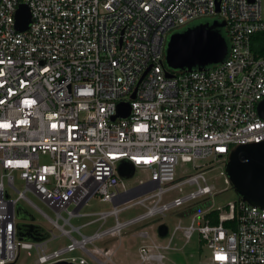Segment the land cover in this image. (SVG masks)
<instances>
[{
	"label": "built area",
	"instance_id": "obj_1",
	"mask_svg": "<svg viewBox=\"0 0 264 264\" xmlns=\"http://www.w3.org/2000/svg\"><path fill=\"white\" fill-rule=\"evenodd\" d=\"M23 4L30 22L19 31L15 15ZM207 17L226 23L225 60L205 70L168 69L169 33ZM261 34L264 0H0V264H15L32 250L35 264H87L83 256L96 252L87 245L107 232L86 236L84 228L115 218L119 229L210 199L216 190L206 177L211 163L225 167L237 146L264 142ZM120 103L130 114L113 120ZM41 157L50 163L41 164ZM180 163L195 173L178 179ZM126 165L134 174L147 172L139 190L157 187L109 211L81 213L92 199L113 204L134 188L118 174ZM220 175L230 185L225 172ZM20 201L47 225L36 223ZM137 206L145 213L118 221L119 213ZM212 210L216 225L205 218ZM86 217L95 218L71 224ZM189 221L174 226L168 247L176 232L186 243L197 234L209 251L200 264H264V209L237 197L224 209L211 203ZM30 227L44 238L31 239ZM60 237L67 244L49 251L48 243Z\"/></svg>",
	"mask_w": 264,
	"mask_h": 264
},
{
	"label": "rangeland",
	"instance_id": "obj_2",
	"mask_svg": "<svg viewBox=\"0 0 264 264\" xmlns=\"http://www.w3.org/2000/svg\"><path fill=\"white\" fill-rule=\"evenodd\" d=\"M217 17L198 18L181 29L194 26L200 23H212ZM172 33V32H171ZM169 33V35L171 34ZM41 164H49L50 160L47 157H41L39 159ZM224 172V165L222 161H215L211 163V168L207 172L206 177L210 185H214L215 192L210 197V201L214 208L224 209L227 204L233 203L237 199V194L230 185H225L223 180L224 176L220 175V172ZM1 173V170H0ZM195 171L192 169L190 163H180L176 168V177L183 179ZM15 188L18 191H24V183L19 180L18 174H14ZM148 178L147 172L137 169L134 176L126 180V185L130 189L135 187L139 181H145ZM185 189H187L185 187ZM10 196L15 199L18 194L12 189L7 188ZM176 193H173L169 197L164 198L162 203H166L171 197H174ZM25 197L30 200L35 206H37L42 212L53 218V213L42 203H40L31 193L26 192ZM19 207L25 209L29 216L34 219L36 223H40L44 226L47 222L31 207L27 206L23 201L19 202ZM113 208L112 203L100 202L98 199H92L88 205L81 209V213L90 214L101 211H109ZM71 210V209H70ZM188 209L182 208L173 210L170 213H166L165 217L156 216L153 219H148L134 223L132 225L116 229L115 218H109L104 226L101 227V222L94 223L82 230V233L86 236H90L93 233L107 232L101 239L96 240L87 245L89 252L92 255L83 256L79 253L72 254L73 256H83L87 264H200L209 251L206 247H201L198 239V235L194 234L192 239L186 243L182 237V233L176 232L173 242L168 245V238L174 230V226L181 222L182 226H187L190 223V214L184 215ZM146 209L144 207H132L125 209L118 214V221L123 223L135 217L144 214ZM95 217H86L80 219L71 220L73 226H79L84 224ZM165 224L169 229V235L167 238H160L157 235V228ZM116 230H115V229ZM113 229L115 231H113ZM112 230V232H111ZM144 234L143 237L140 235ZM72 237L78 239L79 236L72 234ZM67 244V241L60 237L50 243H48L47 249L49 251L58 249L60 246ZM147 251V254L145 251ZM154 255V258L150 256ZM36 254L34 250L22 252L20 259L15 264H35Z\"/></svg>",
	"mask_w": 264,
	"mask_h": 264
},
{
	"label": "water",
	"instance_id": "obj_3",
	"mask_svg": "<svg viewBox=\"0 0 264 264\" xmlns=\"http://www.w3.org/2000/svg\"><path fill=\"white\" fill-rule=\"evenodd\" d=\"M29 22L28 7L24 4L20 5L15 15V27L19 31H24ZM225 26V22L213 21L211 24L200 23L172 32L167 38L164 51L167 68L172 71L190 72L194 69L205 70L208 66L224 61L228 46L219 30ZM170 76L167 74V77ZM258 113L264 119V100L258 105ZM129 114V105L120 103L117 106V114L112 119L125 118ZM224 172L235 193L243 202L264 209V142L237 146L230 153ZM118 174L122 179L129 180L134 175V168L128 165L120 166ZM156 187L157 185L148 190H139V187H134L123 199L114 202L113 206L116 207L140 197ZM32 229L33 227L29 228V230ZM168 232L165 224L157 228V235L160 238L167 237ZM55 264L72 263L62 261Z\"/></svg>",
	"mask_w": 264,
	"mask_h": 264
},
{
	"label": "trees",
	"instance_id": "obj_4",
	"mask_svg": "<svg viewBox=\"0 0 264 264\" xmlns=\"http://www.w3.org/2000/svg\"><path fill=\"white\" fill-rule=\"evenodd\" d=\"M219 31L224 36V38L226 39V42L228 44L225 30L224 29H220ZM257 37L261 38V37H264V35L263 34L257 35ZM263 53H264V47L261 50V54H263ZM210 206H211V201L209 199L204 200V201L198 203L197 205H195V206H193L191 208H188V210L186 211V213H184V215L185 216L189 215V214L192 215V214H194L196 212L207 210V209L210 208ZM205 218L209 219L211 224L216 225L218 223V211L212 210V211L206 213L205 214ZM30 238L39 240V239H43L44 236H43V234L39 233V231L37 229H33V231L30 233Z\"/></svg>",
	"mask_w": 264,
	"mask_h": 264
},
{
	"label": "bare ground",
	"instance_id": "obj_5",
	"mask_svg": "<svg viewBox=\"0 0 264 264\" xmlns=\"http://www.w3.org/2000/svg\"><path fill=\"white\" fill-rule=\"evenodd\" d=\"M114 229H115V228H114ZM114 229H113V231H115V230H116V229H115V230H114ZM111 232H112V230H111Z\"/></svg>",
	"mask_w": 264,
	"mask_h": 264
},
{
	"label": "flooded vegetation",
	"instance_id": "obj_6",
	"mask_svg": "<svg viewBox=\"0 0 264 264\" xmlns=\"http://www.w3.org/2000/svg\"><path fill=\"white\" fill-rule=\"evenodd\" d=\"M214 21H216V20H214Z\"/></svg>",
	"mask_w": 264,
	"mask_h": 264
}]
</instances>
